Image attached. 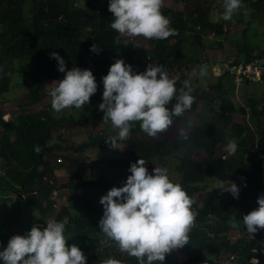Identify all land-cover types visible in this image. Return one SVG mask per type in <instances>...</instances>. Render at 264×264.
<instances>
[{
    "label": "trees",
    "instance_id": "1",
    "mask_svg": "<svg viewBox=\"0 0 264 264\" xmlns=\"http://www.w3.org/2000/svg\"><path fill=\"white\" fill-rule=\"evenodd\" d=\"M165 1L162 14L170 19V27L178 34L164 40H150L153 48L147 49L127 42L122 34L111 28L114 18L108 10L109 0H0V98L10 91L11 78L16 73L10 65L24 63L27 94L24 102L17 104L19 110L34 107L46 97L50 100V104L39 112H20L11 119L6 118L3 110L10 102L0 101V198L12 206V213L7 214V218L0 216V252L6 249L10 240L7 230L13 226L19 230L23 225L21 214L25 210L38 212L46 219L54 215L57 206L54 192L67 189L69 203L60 208L54 219L65 225L66 246L79 247L87 258L86 264H102L109 258L120 260L121 264H139L135 257L121 253L115 242L104 243L107 238L99 228L103 206L94 204L83 193L84 189L93 187L101 191L103 197L113 187H123L127 179L115 182L97 174L92 179H84L80 162L75 160L68 179L58 182L53 165L55 160L62 159L60 152L78 154L110 146L105 141L116 136L118 129H113L111 121H103L104 113L98 108L103 102L102 78L117 60H123L132 66L133 74L144 73L149 64L163 66L169 78L177 81V97L183 82L190 81L194 102L189 110L173 117L174 121L183 122L187 114L197 112L200 104L207 113L202 124L192 126L187 132V140L181 137L174 141L159 140L165 133L158 134L157 138L148 137L141 130V122L135 123L129 139L117 140V144L128 146L130 161L125 165L126 170L139 159L147 162L146 168L155 160L166 166L174 163L179 180L173 183L180 184L195 201L192 210L198 215L188 244L170 252L164 264H253L252 259L264 264V253L261 252L264 229H258L250 236L243 223V216L258 209L257 199L264 194L263 165L245 159L248 155L255 159L259 153H264V94L243 96L245 105L239 109L233 102L237 87L226 75L217 78L209 88H204L191 76V68L197 63L210 67L215 60L231 59L222 53L211 54L206 44L207 38L212 37L216 45L224 49L225 20L215 21L211 15L212 5L222 4L224 0H185L186 10L182 12L169 10ZM241 4L240 21L246 10L251 13V21L239 37L243 43L238 47L234 63L264 61V49L253 45L248 38L253 22H264V0H241ZM117 36L120 44L114 43ZM94 44L101 47L99 54L90 51ZM188 49L198 55L192 57L187 53ZM53 52L63 58L66 71L73 67L87 69L95 77L97 92L81 109L69 108L75 111L74 114L69 113V109L57 113L51 107L48 86L65 75L58 71V61L50 58ZM202 54L206 56L202 57ZM175 69L181 71L176 75ZM253 84L264 86V75L262 81H246L241 87L249 88ZM176 102L174 97L167 107L171 110ZM237 113L243 115L244 122L235 120ZM248 116L255 131L246 124ZM60 128L87 130V139L78 145L63 146L61 142H54V133ZM231 139L237 141L236 152L232 155L226 152L218 157L220 146H227ZM36 145L42 149L39 154L34 150ZM88 165L96 171L93 162ZM210 180L217 184L203 192ZM230 182L239 189L238 199L230 192H223L231 187ZM231 216H235L241 231L249 239L242 236L231 241ZM28 232L25 230L23 236Z\"/></svg>",
    "mask_w": 264,
    "mask_h": 264
},
{
    "label": "clouds",
    "instance_id": "2",
    "mask_svg": "<svg viewBox=\"0 0 264 264\" xmlns=\"http://www.w3.org/2000/svg\"><path fill=\"white\" fill-rule=\"evenodd\" d=\"M163 0H109V12L113 14L111 28L129 37H143L147 40H164L178 34L170 27V19L162 14ZM242 7L241 0H224L221 19L231 20L234 13ZM120 44V37L114 39ZM90 51L99 54L101 47L92 45ZM50 58L58 61V71L65 73L60 81L49 87L52 109L60 113L65 109H81L90 102L97 92V83L90 70L73 67L66 71L63 58L56 52ZM208 66L200 67V77H206ZM104 85L103 102L98 105L104 113L103 121H111L116 136H110L105 143L116 148L117 140L130 138L131 129L141 122V130L148 137L157 138L173 125V117L189 110L194 102L190 81L185 80L176 96V79H170L163 66L149 64L141 74H133L132 66L117 60L102 78ZM187 89V91L185 90ZM176 98L170 110L167 105ZM177 134L187 140L185 128ZM39 154L42 149L34 146ZM237 150V141L227 143V151L232 155ZM146 161L139 159L129 168L131 175L123 187H113L101 197L103 216L99 228L107 238L104 243L113 241L121 253L135 257L139 264H164L165 257L174 249L188 244L189 234L196 226L198 213L192 210L194 200L188 196L180 184L170 181L167 170L154 169L149 174ZM223 192H230L238 199L239 189L234 182ZM258 209L243 216L247 233L255 234L264 229V194L257 199ZM41 230L34 224L25 236H13L0 252L4 264H86L87 258L76 245H67L62 222L49 220ZM232 228L238 227L235 216L229 219ZM146 258V260H145ZM253 261H257L253 259ZM102 264H121L117 259H105Z\"/></svg>",
    "mask_w": 264,
    "mask_h": 264
},
{
    "label": "rangeland",
    "instance_id": "3",
    "mask_svg": "<svg viewBox=\"0 0 264 264\" xmlns=\"http://www.w3.org/2000/svg\"><path fill=\"white\" fill-rule=\"evenodd\" d=\"M183 2V4L181 3ZM166 0L165 1V7L169 10L175 12H182L186 10L185 7V0ZM192 8L189 7V10ZM243 8L241 7L239 10H237L232 19L225 21V29L226 31V38L222 39L223 47L224 49L221 50V48L216 45V41L214 38H207L206 44L207 49L211 50L210 53L213 55H217L219 53L225 54V57H230L231 59H235V54L238 50V47L242 45L243 40L239 37H241L243 31L248 26L249 21H251V13L249 11H245V15L242 17V21H240L239 12ZM224 12V3H214L211 8V15L214 18L215 21H223L221 19V16ZM187 13V11L185 12ZM123 38L130 43L136 44V45H143L147 49H152L153 44L150 40H147L145 38L141 37H129L127 35H122ZM248 38L252 41L253 45H258L262 49H264V22L255 21L250 26V31L248 32ZM214 48L215 50L211 49ZM223 51V52H222ZM187 53L193 57V54L195 56L198 55V53H195L194 51L188 49ZM206 55L202 54V57ZM217 61H214V65L208 67V74L206 77L201 78L200 73V64L197 63L196 65L192 66L191 68V76L194 77V81H199L200 85L204 88H209V85L213 84L216 79L219 77L218 75L221 74V71L223 68H220L218 66H215ZM10 68H13L16 73L12 75V83H11V89L8 93L3 95L0 98V101L8 100L10 103L3 106V110L5 114L7 115L6 118H12L15 115H17L20 112L26 113V112H39L40 110L44 109L50 104V100L48 97H46L40 104L30 107V108H23L22 110H19L17 104L23 103L25 99V95L27 94V88L24 82V73L23 71L26 68V65L24 63L19 64L16 63L15 65H10ZM81 70H87V69H81ZM181 70L175 69L173 72L174 74H178ZM251 93H256L259 97L263 96L264 94V86L260 84H253L250 85V87H238L236 92L233 94V102L236 107L239 109L242 108L245 105L244 98L245 95H250ZM69 113L74 114L75 111L73 109L68 110ZM207 116V113L204 112L202 108V104L199 105V109L195 113L187 114L185 117V120L183 122H177L173 121V125L171 126V130L166 132L164 135H161L158 139L159 140H167V141H174L180 138V136L177 134L179 128H185L187 132L190 130L192 126L202 124ZM235 120L238 123L244 122L243 115L240 113H237L235 115ZM246 124L248 127L252 130H256L253 121L248 116L246 120ZM79 129H70L67 130L66 128H60L54 133V142H61L63 146H72V145H78L82 143L84 140L87 139V136L85 133H87V130ZM258 134V133H257ZM258 139V137H257ZM116 148H112L111 146H101L96 147L87 151H83L78 154H73L70 151H64L60 152L61 154V160L57 161L55 160L53 162V165L56 169V175L58 182H64L68 179L70 176V167H72L75 164V160H78L80 162V169L84 171L83 178L84 179H92L96 174L104 178L106 180H114L115 182H123L126 180L130 175V171L125 169L126 163L130 161V157L128 155V146L125 144H117ZM227 151V146L222 145L218 149L217 156L221 157L225 155ZM245 159L247 162L251 163L253 160H256L257 162L261 163L264 167V162L262 161L264 158L257 156V158L253 159L252 155L245 156ZM89 162H93V166L96 168V171L93 170L91 166L88 165ZM156 168H164L167 170L169 179L171 182H175L176 180H179V175L174 170V163L169 164L168 166L164 164L158 163L157 160L152 161L147 169L149 174H153L154 169ZM264 169V168H263ZM217 184L216 181L210 180L208 181L204 186V191L206 192L209 190V188L214 187ZM83 193L88 195L90 199L93 201L94 204H99L101 199V191H98L97 189L93 187H88L83 190ZM54 199L56 201V208L54 211V215L47 217L46 219L41 217V215L38 212H33L31 210H25L22 214V223L23 225L20 227V229H15V226L12 228H9L7 230V234L9 235L10 239L13 236L20 235L23 236L25 230H28L30 232L31 228L34 224H38L43 230L47 227V222L49 220H54L55 215L58 213L61 207H65L69 203V191L67 189H62L57 192V194L54 193ZM200 201L202 202L203 197L200 195ZM12 213V206L8 202L1 201L0 198V216L2 218H7V214ZM74 216H78L77 213L73 214ZM15 220V217H14ZM13 220V221H14ZM242 236H246L247 239H249V236L245 235L241 231V228L238 226L237 228H232L229 237L231 241L235 242L237 239H239ZM128 255L127 253H124ZM2 264H4L3 260H0Z\"/></svg>",
    "mask_w": 264,
    "mask_h": 264
},
{
    "label": "built area",
    "instance_id": "4",
    "mask_svg": "<svg viewBox=\"0 0 264 264\" xmlns=\"http://www.w3.org/2000/svg\"><path fill=\"white\" fill-rule=\"evenodd\" d=\"M220 68H223L221 74L218 75L223 77L226 75L228 79L234 82L236 87H241L246 81L259 82L262 81L264 75V61L263 60H254L251 62H240L239 64L234 63L233 59H224L222 61H217L216 65ZM258 156L264 158V153H259ZM264 162V159L262 160ZM58 191L54 192L57 194ZM54 196V194H53ZM264 253V248L261 251ZM257 261H253V264H258Z\"/></svg>",
    "mask_w": 264,
    "mask_h": 264
}]
</instances>
